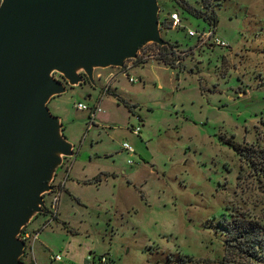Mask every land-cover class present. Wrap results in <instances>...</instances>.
I'll return each mask as SVG.
<instances>
[{"label": "rangeland", "instance_id": "374dc122", "mask_svg": "<svg viewBox=\"0 0 264 264\" xmlns=\"http://www.w3.org/2000/svg\"><path fill=\"white\" fill-rule=\"evenodd\" d=\"M188 1L213 4L217 32L229 45L190 35L206 20L177 0H159L160 19L174 11L182 17L181 26L161 23L163 37L177 44L176 66L156 43L142 47L129 69L140 79L119 73L113 82L135 108L114 94L113 83L105 89L116 67L97 68L96 84L69 87L49 101L77 151L53 183L71 172L67 184L73 189L77 180L74 191L84 200L62 194L61 218L38 232L29 264H62L52 258L57 252L68 264H101L104 255L110 264H220L225 213L239 208L264 221V176L228 143L254 145L264 167V0ZM79 101L100 102L94 122ZM132 124H141L140 134ZM101 171L111 172L101 186L85 180ZM53 194L44 196L49 205ZM48 215L39 213L26 227L37 231Z\"/></svg>", "mask_w": 264, "mask_h": 264}, {"label": "water", "instance_id": "95a60500", "mask_svg": "<svg viewBox=\"0 0 264 264\" xmlns=\"http://www.w3.org/2000/svg\"><path fill=\"white\" fill-rule=\"evenodd\" d=\"M160 8L159 0H1L0 264H29L21 234L77 154L49 101L96 84L97 68L123 67L147 43L169 44Z\"/></svg>", "mask_w": 264, "mask_h": 264}, {"label": "trees", "instance_id": "16d2710c", "mask_svg": "<svg viewBox=\"0 0 264 264\" xmlns=\"http://www.w3.org/2000/svg\"><path fill=\"white\" fill-rule=\"evenodd\" d=\"M177 1L192 14L203 17L209 25L217 26L219 16L211 2H204L200 7L190 3L188 0ZM160 21L161 23L168 21V26H173L171 18L169 20L160 19ZM156 44L163 49V56L161 55L163 59L167 63L176 66L177 55L175 46L177 44L174 42L164 45ZM135 60H139V58ZM114 94L117 95L115 92ZM124 102L131 109L135 107V104L127 100H124ZM228 143L234 145L241 157L247 160L255 171L259 172V177L264 176V167L260 165L262 156L261 154H256L254 145L241 144L230 140H228ZM235 209V212L225 213L222 219V225L225 228V254L220 260V264H264V221L249 214L246 210Z\"/></svg>", "mask_w": 264, "mask_h": 264}, {"label": "built area", "instance_id": "2783aa9c", "mask_svg": "<svg viewBox=\"0 0 264 264\" xmlns=\"http://www.w3.org/2000/svg\"><path fill=\"white\" fill-rule=\"evenodd\" d=\"M170 18H171L173 26H181L182 25V17H181L180 12H178V11L172 12L170 15ZM188 33L192 36H197L198 40L202 41L203 43L210 42L211 44L229 45L228 41L225 38H223L220 34H218L217 26L213 25V24H210V25L208 24L207 26H205L203 28H189ZM141 55H142V49L139 51V55L137 58H139ZM137 58L127 60L123 67H116L118 69V72L117 73L111 72L109 78H106V80H105L106 84H104L105 89L108 90L109 88H111L113 81L115 79H117V76L119 73L127 74L129 79L133 82L138 81L140 78L132 75L129 72L130 67L134 64L133 60H135ZM57 76H60V75L57 74ZM76 106L79 109H88L89 110V113H90L89 117L91 119V122H94V120L97 117V114L102 110L100 102L91 106L85 102L79 101L76 104ZM138 117L141 119L140 116H138ZM131 128L135 133H137V134L141 133V130H142L141 124H132ZM123 148L129 152H135L134 146L128 141L123 142ZM67 177H68V174L64 179L59 181L58 184H55V189L52 190V192H54L55 194H53V196H52L51 205L47 204V202H46V209H45L46 211L45 212L49 213V215H48L49 217L47 220L48 223L52 222L53 219L59 213V203H60V198H61L60 194H61L62 190L61 189L59 190L58 188H61V186L65 185V180L67 179ZM37 234H38V231L34 232V229H30L28 227L24 228L21 236H22V238H24L27 241V249L29 248V246L30 247L33 246L32 245L33 240L36 238ZM52 258L58 262H61L62 264H68L67 260L64 258V255L61 252L54 253L52 255ZM101 264H110L108 262V257L106 255L102 256Z\"/></svg>", "mask_w": 264, "mask_h": 264}, {"label": "crops", "instance_id": "0c3cea01", "mask_svg": "<svg viewBox=\"0 0 264 264\" xmlns=\"http://www.w3.org/2000/svg\"><path fill=\"white\" fill-rule=\"evenodd\" d=\"M113 82H115V80L113 81ZM114 85L116 86V84H114L113 83V88L115 89V87H114ZM115 93H117V95L119 96V97H121V98H124L123 97V95L122 94H118V92H117V90L115 89V91H114ZM102 97H103V95H102ZM125 100H127L126 98H124ZM131 102V101H130ZM98 103V102H97ZM134 103V102H133ZM135 108V107H134ZM89 115H90V113H89ZM97 116H98V114H97ZM138 116H141V115H138ZM142 118V117H141ZM144 124V123H143ZM129 152V151H128ZM131 154H134L133 152H130ZM143 154V153H142ZM70 171V170H69ZM102 173H97V174H95V175H93L92 177H85V180L87 181V182H89V183H92V182H94L95 184H97V187H99V186H101L102 185V183L104 182V181H108V178H109V175H111V172L110 171H101ZM117 173H113V175H116ZM70 175H71V172H69V174H68V179L70 178ZM79 178H83V177H79ZM67 179V180H68ZM67 180H65V185H64V187H63V189H62V192H61V197H62V194L64 193V192H69L73 197H75V198H78L79 200H84V197H83V195H80V193H78L77 191H74V187H77V184H78V181L77 180H75L74 181V184H73V189H71V187L70 186H68V184H67ZM84 180V179H83ZM130 184H133V185H135V183H134V181L132 180V179H130ZM61 199V198H60ZM61 209L59 208V213H58V215L53 219V223L52 222H50V223H48V218H46L43 222H42V224L40 223V225L38 226V229H37V231L39 232V231H41V230H43V229H45V228H47V227H49V225L51 226H53V224H54V221L55 220H57L58 218L60 219L61 218ZM49 217V216H48ZM32 229H34V228H32ZM32 250H33V248H32Z\"/></svg>", "mask_w": 264, "mask_h": 264}, {"label": "flooded vegetation", "instance_id": "af4514ba", "mask_svg": "<svg viewBox=\"0 0 264 264\" xmlns=\"http://www.w3.org/2000/svg\"><path fill=\"white\" fill-rule=\"evenodd\" d=\"M28 251L26 250L25 254L23 255V259L27 261L26 259V255H27Z\"/></svg>", "mask_w": 264, "mask_h": 264}]
</instances>
